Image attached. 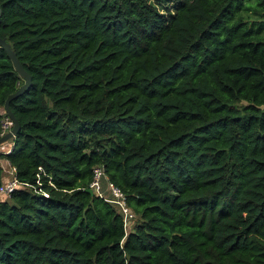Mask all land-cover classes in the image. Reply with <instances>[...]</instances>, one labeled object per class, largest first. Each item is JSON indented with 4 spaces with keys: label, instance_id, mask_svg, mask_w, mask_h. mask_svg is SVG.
<instances>
[{
    "label": "trees",
    "instance_id": "trees-1",
    "mask_svg": "<svg viewBox=\"0 0 264 264\" xmlns=\"http://www.w3.org/2000/svg\"><path fill=\"white\" fill-rule=\"evenodd\" d=\"M0 38V264H264V0H0ZM22 83L0 48V136Z\"/></svg>",
    "mask_w": 264,
    "mask_h": 264
},
{
    "label": "built area",
    "instance_id": "built-area-1",
    "mask_svg": "<svg viewBox=\"0 0 264 264\" xmlns=\"http://www.w3.org/2000/svg\"><path fill=\"white\" fill-rule=\"evenodd\" d=\"M9 127L10 121L6 117L2 124L1 135L9 130ZM4 152L6 151L4 150ZM17 185L25 186L27 184L25 182H19L11 176V178L6 183L0 185V194L8 195V193ZM88 187L91 188L92 192L115 205V207L121 213L124 226H126L132 213L125 204L123 193L117 186L107 180L100 165H95L92 167L91 179L89 181ZM43 194L45 193L43 192Z\"/></svg>",
    "mask_w": 264,
    "mask_h": 264
},
{
    "label": "water",
    "instance_id": "water-1",
    "mask_svg": "<svg viewBox=\"0 0 264 264\" xmlns=\"http://www.w3.org/2000/svg\"><path fill=\"white\" fill-rule=\"evenodd\" d=\"M0 48L3 49L5 52L7 58L9 59L11 66L13 70L16 72L17 77L23 80V83L10 95L6 97L3 103V112L7 119L10 121V128L8 131H6L4 134L0 136V144L7 142V141H12L14 138V135L18 131L19 125L16 121V119L13 117L11 114L9 108H8V103L9 101L13 100L17 96L21 95L22 93L25 92V90L28 88L29 83H30V78L29 75L25 72V70L22 68V65L19 63L17 58L15 57L14 52L11 50L10 46L8 43L5 42L4 39L0 38ZM85 191L88 193H92L91 188L87 187L85 188Z\"/></svg>",
    "mask_w": 264,
    "mask_h": 264
},
{
    "label": "crops",
    "instance_id": "crops-1",
    "mask_svg": "<svg viewBox=\"0 0 264 264\" xmlns=\"http://www.w3.org/2000/svg\"><path fill=\"white\" fill-rule=\"evenodd\" d=\"M6 147L2 149V145H0V153H3L4 150L7 152L10 148V144H3ZM5 152V153H6ZM0 168L2 169V175H1V185L6 183L11 176H13V168L8 164V162L2 158H0ZM1 197H6V195L0 194Z\"/></svg>",
    "mask_w": 264,
    "mask_h": 264
},
{
    "label": "rangeland",
    "instance_id": "rangeland-1",
    "mask_svg": "<svg viewBox=\"0 0 264 264\" xmlns=\"http://www.w3.org/2000/svg\"><path fill=\"white\" fill-rule=\"evenodd\" d=\"M154 4H156L157 5V7H159V9H160V7H163V6H165V7H169V6H172V4L173 3H175L177 0H165V1H167V2H163V0H151ZM8 131V130H7ZM0 145H2V149H4L6 146L5 145H3V144H0ZM9 151V150H8ZM7 151V152H8ZM14 176H12V178H13ZM133 220H134V215L133 214H131V217L129 218V221H128V225H127V227H129L130 225H131V223L133 222Z\"/></svg>",
    "mask_w": 264,
    "mask_h": 264
}]
</instances>
